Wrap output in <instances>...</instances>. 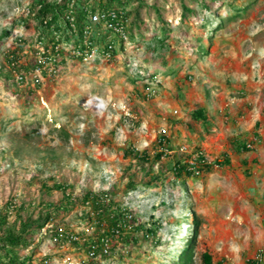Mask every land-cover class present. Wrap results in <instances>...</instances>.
I'll return each mask as SVG.
<instances>
[{
  "label": "rangeland",
  "instance_id": "1",
  "mask_svg": "<svg viewBox=\"0 0 264 264\" xmlns=\"http://www.w3.org/2000/svg\"><path fill=\"white\" fill-rule=\"evenodd\" d=\"M34 1L0 0V210L7 203L15 211L24 205L20 216L31 222L51 213L34 246L19 256L31 257V264L48 256L53 264L84 259L78 247L52 237L61 230L85 239L97 234L85 224L95 217L90 208L48 210V204L61 205L63 193L49 194L47 187L67 183L75 199L105 192L132 210L135 227H160L149 239L143 232L127 235L103 264H175L194 219L200 224L193 264H203L206 253L213 264L258 259L264 253V0L214 5L224 19L250 5L241 19L215 32L220 16L191 0L185 4L197 14L188 22L181 20L180 0H145L172 28L164 45L158 43V12L152 8L143 11V38L135 43L123 42L102 22L94 27L95 40L102 45L109 34L118 58L77 61L39 92L17 94L13 79L5 80L10 70L4 54L17 29L2 35ZM135 7L134 2L128 9ZM33 25L26 36L34 33ZM198 106L212 124L208 130L191 117ZM161 129L171 139L168 156L152 167L125 157L128 149L154 157ZM241 141H252V148L237 152ZM185 147L189 153L203 150L212 169L175 177L172 168ZM224 153L230 166L219 168L215 161Z\"/></svg>",
  "mask_w": 264,
  "mask_h": 264
},
{
  "label": "trees",
  "instance_id": "2",
  "mask_svg": "<svg viewBox=\"0 0 264 264\" xmlns=\"http://www.w3.org/2000/svg\"><path fill=\"white\" fill-rule=\"evenodd\" d=\"M183 8L181 20L188 22L196 14V9H190L186 4V0H180ZM200 7L204 12L209 14H216L220 16V19L216 26L212 29L213 32L219 31L226 27L227 23L235 22L241 19L242 16L249 9L247 7H239L237 11L224 19L222 15H219L220 10H213L214 5L221 6L223 0H191ZM136 3V7L133 11H129L128 7L133 3ZM147 8H152L158 12V23H159V34L160 38L158 43L164 45L167 42L172 28L170 25L165 23L160 10L154 6H149L145 0H37L34 1L29 8L24 11L19 17L14 19L4 33V36H8L11 32L17 29V32L12 37V45L6 49L5 57L6 62L12 68L6 77V81L13 77V71L15 72H31L34 68L41 67L38 59L35 57L37 52L43 48L47 57V61L58 59L63 56L64 50L62 45L70 41L73 35L77 33V40L73 43L72 48H77L79 41L83 40L92 30L91 22L89 21L97 10L102 11L106 14L109 22L116 27H119L123 33L128 36L130 42L135 43L137 37L143 38V33L140 31L145 26V21L142 19L143 11ZM122 11L120 13L119 11ZM114 13V14H113ZM34 24V25H33ZM208 23H205L207 25ZM34 26V33H30L29 36L24 34V30L32 29ZM145 30V29H144ZM32 31V30H31ZM27 32V31H26ZM33 32V31H32ZM110 37L109 34L104 36L105 39ZM158 38V37H157ZM124 42V39H122ZM113 42H106L105 49L109 54L110 61L118 58V52L113 47ZM57 46L59 47L57 49ZM71 48V49H72ZM205 50V51H203ZM32 52L34 58L29 60L28 54L24 52ZM200 52H207L206 49H201ZM57 63V62H56ZM60 64L64 65L65 59L61 58ZM2 68H0V74ZM152 78H156V75H151ZM23 78H26L23 75ZM24 83V80L21 84ZM15 92L17 94L28 93L32 94L30 88L18 87L16 84ZM192 119L195 122L203 124L204 128L208 130L212 127L209 122L205 110L198 106V108L192 113ZM259 123L256 124V127ZM236 150L239 153L250 150L248 141L236 142ZM156 145L160 151L150 158L147 150L140 153L135 150H126L125 157L133 158L140 164H147L152 167L157 161H160L162 157L168 156V151H172L171 139L169 136H162L158 138ZM203 151L197 150L196 153ZM194 157V154H183L175 159V164L172 168V172L175 177L182 178L183 176H195L198 173L206 172L212 169V163L207 162V158L204 156L201 159H196L194 164H190V160ZM152 159V160H151ZM230 156L224 153L223 159H216L215 164L219 167L230 166ZM155 181L160 180L159 177H154ZM71 185L67 183H54L51 187H47L49 194L54 192L63 193V200L59 207L52 204H48V210H61L71 211L76 206L84 205L90 202L91 207L94 211V219H88L86 221L87 226L94 225L97 229L96 237L86 242L81 250L83 252H93L96 258L100 254H104V243L108 242L113 244L112 250L116 249L121 241H127V235L138 232H143V237L149 239L157 234V230L160 228L155 223L152 227L141 225L135 227L136 217L129 211L125 206L112 201L109 194L105 192L93 193L87 192L80 199H75L73 195L69 193ZM79 202H78V201ZM16 207L12 203L7 205L0 210V264H31V257L22 259L19 256V250H28L35 244V239L39 236V231L43 227L44 223L51 220V213L47 214L43 221L31 222L30 220H22L20 212L25 211L24 205L19 207L18 211H15ZM16 214V219L11 227H6L13 215ZM133 214V215H132ZM200 224V220H195L193 223V232L191 236L186 240L184 248L177 254L175 264H193L194 255L192 248L194 246L195 236L197 234V227ZM6 229L4 230V228ZM4 230V231H3ZM102 231V232H101ZM2 232V233H1ZM52 237L57 240L60 239L59 232L55 231L52 233ZM76 244V243H75ZM264 257V253H262ZM104 259H107V255H104ZM94 259H89V264H95ZM41 264H53L52 257L48 256L43 258ZM259 259L249 260L247 264H264ZM203 264H213V257L211 254L206 253L203 255Z\"/></svg>",
  "mask_w": 264,
  "mask_h": 264
},
{
  "label": "clouds",
  "instance_id": "3",
  "mask_svg": "<svg viewBox=\"0 0 264 264\" xmlns=\"http://www.w3.org/2000/svg\"><path fill=\"white\" fill-rule=\"evenodd\" d=\"M96 12H102V11H99V10H97ZM95 12V13H96ZM120 13H122V11L120 10L119 11ZM104 13V12H103ZM105 14V13H104ZM114 14V13H113ZM106 15V14H105ZM91 17V16H90ZM89 21H90V18H89ZM106 21H107V23L105 22V21H103V23H105V24H107V25H109L113 30H115V32L117 33V34H119V36H121V38L122 39H124V41H126V40H129L128 39V36L125 34V33H123L122 32V30L119 28V27H116V26H113L110 22H109V20L107 19V16H106ZM91 22V21H90ZM100 23H102V22H100ZM100 23H97V24H100ZM97 24H93L92 22H91V25H92V40H93V42H95V44L97 45V46H99L100 48H101V50H103L104 51V55H97V56H95V57H91V58H87V59H85V56H76L74 53H73V51L75 50V49H77L78 48V45H79V43L82 41H79L78 42V44H77V48H75V49H73L72 48V46H73V43L77 40V37H76V39H75V41L72 43V44H69L70 43V41H68V42H66V43H64V45H62V48H63V50H64V54H63V56H61V57H59L58 59H55V60H52V61H50V62H48L47 61V57H45L44 56V53H45V51H44V49L43 48H41L38 52H37V54H36V58L38 59V62H39V64H41V67H36V68H34L33 69V71H31V72H26V71H24V72H22V73H18V72H15V71H13L14 73L12 74L13 75V77H12V79H13V83L12 84H16L18 87H20V89H22V88H30L31 90H32V94L33 93H37V92H39L40 90H42L43 89V86L45 87V86H47L48 84H50V83H52V82H54L55 81V79L58 77V75L61 73V71H62V69L64 70L65 69V66L66 65H70V64H72V63H75V62H81V63H85L86 61H88L89 59H94V58H101V59H105V60H107V61H109L110 62V59H109V54L107 53V51H106V49H105V44H106V42H110V41H112L111 39H110V37L108 38V39H104V44H100L99 45V43H98V41L97 40H95V31H94V27H95V25H97ZM71 39H73V37L71 38ZM70 39V40H71ZM113 42V44H114V41H112ZM112 44V45H113ZM114 47V46H113ZM59 47L57 46V49H58ZM67 49V51H66V49ZM72 48V49H71ZM115 48V47H114ZM25 54H28V53H31V55H32V57H28V58H34V55H33V53L32 52H28V51H25L24 52ZM61 58H63V59H65V64L64 65H62V64H60L59 63V61H60V59ZM31 59H29V60H31ZM57 62V63H56ZM47 65L49 66V67H53L54 69H53V71H49L48 69H49V67H47ZM8 67H9V70L11 71L12 70V68H10V66L8 65ZM37 69H40V72L39 73H36V70ZM23 75L26 77V78H23ZM188 78L189 79H191V77H189L188 76ZM24 80V83L23 84H21L22 83V81ZM146 98H148V97H152V94H150V93H147L146 94V96H145ZM129 116H131L130 114H129ZM132 117V116H131ZM125 119H128L127 117L125 118ZM133 120V119H132ZM131 120V121H132ZM125 121H127V120H125ZM133 125H134V123H133ZM163 131H165V132H163ZM162 136H168L167 135V133H166V129H161V135H160V137H162ZM256 140V139H255ZM250 144H252L253 145V142L252 141H250ZM251 149V148H250ZM200 152H202L203 153V157L205 156L206 157V155L204 154V152L203 151H200ZM181 153L182 154H194V157L199 153H196V151L195 152H187V148L185 147V148H182L181 149ZM201 156V157H202ZM193 157V158H194ZM192 158V159H193ZM207 158V157H206ZM191 159V160H192ZM199 159H201V158H199ZM190 160V161H191ZM207 162L208 163H210L209 161H208V159H207ZM216 165V164H215ZM217 167H219L218 165H217ZM220 168V167H219ZM198 174H200V173H198ZM198 174H196V175H198ZM80 207H84V208H90V209H92L93 210V208L91 207V204H90V202H88L87 201V203H85L84 205H80ZM127 208V207H126ZM129 209V208H128ZM129 211H131L132 212V210L131 209H129ZM133 213V212H132ZM134 214V213H133ZM132 214V215H133ZM136 225V224H135ZM94 226V225H93ZM95 227V226H94ZM59 232V235H60V239L61 240H57L56 238H54L56 241H58V242H65V243H70V244H73V245H75L76 247H78V249L80 250V251H82L83 252V250H81V247L86 243V242H88V241H90L91 239H85V238H83V235H81V233H74V231L73 230H61V231H58ZM96 232V231H95ZM102 232V231H101ZM76 238H78V240L76 239ZM95 238V237H94ZM76 243V244H75ZM112 248H113V244L112 243H108V242H105L104 243V254H100L99 256H97L96 258L94 257V254H93V252H83L84 253V259H81L80 261H78V262H69L68 264H89V259H94V260H92V261H95V264H103V262L104 261H106L107 259H110V257L114 254V252H115V250H112ZM104 255H107V259H104ZM177 256V255H176ZM176 258V257H175Z\"/></svg>",
  "mask_w": 264,
  "mask_h": 264
},
{
  "label": "built area",
  "instance_id": "4",
  "mask_svg": "<svg viewBox=\"0 0 264 264\" xmlns=\"http://www.w3.org/2000/svg\"><path fill=\"white\" fill-rule=\"evenodd\" d=\"M90 21L93 23V24H97V23H100V22H103L106 21V15L103 13V12H96L94 13L91 17H90ZM92 31L89 32L87 35H85V37L83 38V40L79 43L78 45V48L75 49L73 51V53L76 55V56H85V59L87 58H93L97 55H104V51L101 50V48L99 46H97L95 44V42H93V40L91 39L92 38ZM73 39L70 40V43L69 44H72L76 37H77V33H75V35L72 36ZM66 49V48H65ZM67 51V49H66ZM47 67H49L47 65ZM53 67H49V71H53ZM40 72V69H37L36 70V73H39ZM165 132V131H163ZM248 147L252 148V144H249ZM203 155L202 152H199L191 161H190V164L193 165L195 160L196 159H199L201 158V156ZM78 240V238H76ZM260 258V259H259ZM258 259L263 261L264 257L262 255H260Z\"/></svg>",
  "mask_w": 264,
  "mask_h": 264
}]
</instances>
